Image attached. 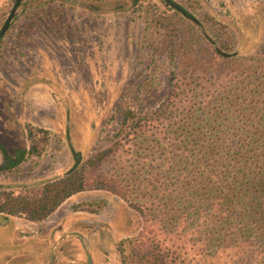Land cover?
Segmentation results:
<instances>
[{
  "label": "rangeland",
  "instance_id": "obj_1",
  "mask_svg": "<svg viewBox=\"0 0 264 264\" xmlns=\"http://www.w3.org/2000/svg\"><path fill=\"white\" fill-rule=\"evenodd\" d=\"M169 2L192 19L175 17L176 9L160 0H30L17 12L0 43L1 104L26 126L45 130L48 144L15 181L67 170L72 152L84 163L120 146L98 170L82 166L79 192L39 226L18 221L27 226L17 237L37 231L45 248H28L38 242L28 238L22 249H9L16 259L25 255L16 264H44L47 238L60 225L85 236L92 264H120L117 245L125 239L147 250L161 214L156 204L182 206L185 175L193 170L185 162V140H228L246 137L244 126L264 128V69H248L251 57L264 66V0ZM206 41L233 58L227 70L173 80L179 52L207 57ZM125 94L146 126L116 138L114 107ZM82 203L83 210L74 211ZM13 235L12 222L0 226V264ZM63 246L55 249L54 264H86L75 237Z\"/></svg>",
  "mask_w": 264,
  "mask_h": 264
},
{
  "label": "trees",
  "instance_id": "obj_2",
  "mask_svg": "<svg viewBox=\"0 0 264 264\" xmlns=\"http://www.w3.org/2000/svg\"><path fill=\"white\" fill-rule=\"evenodd\" d=\"M160 1L171 9L169 0ZM177 8L175 17L192 19ZM204 47L207 57L199 58L192 49L179 52L173 80L197 70L219 75L227 70L233 58L218 53L207 41ZM249 59L248 69H264L253 57ZM135 104L126 94L115 104L119 127L116 138H125L140 126L142 119H136ZM144 126L139 127L141 132ZM26 129L30 142L27 157H38L48 144L47 132L29 126ZM254 130L252 125L244 126L241 131L246 137L228 140L186 139L185 162L193 165V170L185 175L182 206L171 201L173 209L158 202L161 214L149 248L139 252L133 239L119 242L120 264H264V128ZM119 146L115 143L98 151L84 163L79 153L72 152L73 164L67 170L41 180L14 181L18 184L1 188L0 214L33 224L45 221L79 192L81 167L98 170ZM83 205H76L74 211H82Z\"/></svg>",
  "mask_w": 264,
  "mask_h": 264
},
{
  "label": "flooded vegetation",
  "instance_id": "obj_3",
  "mask_svg": "<svg viewBox=\"0 0 264 264\" xmlns=\"http://www.w3.org/2000/svg\"><path fill=\"white\" fill-rule=\"evenodd\" d=\"M28 2H30V0H0V19L2 18L1 16L6 10V6L9 5L10 7L6 17L0 23V29L4 25V22L6 21L8 15L15 6L13 18L3 35L0 37V43L3 41L9 28L16 19V14L19 9L24 8V6ZM1 103L3 102L0 98V189L18 184V181H16L18 183L14 182V175H18L21 171L22 166L28 161V159H30L27 157L26 153L29 149L30 142L27 138L26 126H23L25 124L22 125L21 123L23 122H20L14 117L12 111L9 108V105H3ZM11 218L12 217L0 214V226L7 225ZM88 225H93V222L89 223ZM65 229L70 230L69 228H64V226L62 225L57 226L52 230V234L48 236L47 239L50 251L48 254V258L46 259V262L44 264H54L56 261L55 249H65L63 244L72 237H75V239H77L85 255L88 256L90 264H92V259L88 254V251L85 250V236ZM56 234L59 235V237L57 240H53V235ZM7 249L8 250L5 252L6 256L1 261V264H16L19 259H23L25 257V255L22 254L20 256H17L19 259H16V257L12 255L13 253L9 251V249L12 248L8 247Z\"/></svg>",
  "mask_w": 264,
  "mask_h": 264
},
{
  "label": "crops",
  "instance_id": "obj_4",
  "mask_svg": "<svg viewBox=\"0 0 264 264\" xmlns=\"http://www.w3.org/2000/svg\"><path fill=\"white\" fill-rule=\"evenodd\" d=\"M24 122V121H22ZM22 125L24 123H21ZM23 126H26V125H23ZM27 127V126H26ZM58 209V208H57ZM49 218V217H48ZM21 220V219H18V218H11L9 223L12 222L13 223V227H14V235L12 237V249H22L23 248V244H25L26 242H28V238H32V239H36L38 242L36 245H34V247H28L30 249H44L45 248V241L43 242V239H44V236L43 235H38L39 232L35 231L32 235V237L28 236V237H25V236H21V237H17L16 233L21 230L22 227H26L27 225H24V224H19L18 221ZM23 222H26L28 224H32V225H35V226H39L41 223L39 224H33V223H30V222H27V221H23ZM49 249V248H48Z\"/></svg>",
  "mask_w": 264,
  "mask_h": 264
},
{
  "label": "water",
  "instance_id": "obj_5",
  "mask_svg": "<svg viewBox=\"0 0 264 264\" xmlns=\"http://www.w3.org/2000/svg\"><path fill=\"white\" fill-rule=\"evenodd\" d=\"M170 6L174 7L175 9H178V8L175 6V4H173V3H170ZM14 11H15V6H14L13 9L11 10V12H10V14L8 15L6 21L4 22V25H3L2 28L0 29V37L3 35V33L5 32V30H6L7 27H8L9 23L11 22V20H12V18H13V13H14ZM178 11H180V10H178ZM86 257H87V264H90L88 256H86Z\"/></svg>",
  "mask_w": 264,
  "mask_h": 264
}]
</instances>
